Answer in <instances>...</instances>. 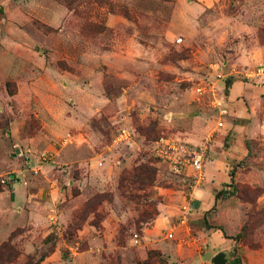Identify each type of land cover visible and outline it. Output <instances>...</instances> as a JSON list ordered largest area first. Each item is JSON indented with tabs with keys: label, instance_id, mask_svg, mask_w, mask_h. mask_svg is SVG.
<instances>
[{
	"label": "rangeland",
	"instance_id": "374dc122",
	"mask_svg": "<svg viewBox=\"0 0 264 264\" xmlns=\"http://www.w3.org/2000/svg\"><path fill=\"white\" fill-rule=\"evenodd\" d=\"M263 85L264 0H0V264H264Z\"/></svg>",
	"mask_w": 264,
	"mask_h": 264
},
{
	"label": "built area",
	"instance_id": "2783aa9c",
	"mask_svg": "<svg viewBox=\"0 0 264 264\" xmlns=\"http://www.w3.org/2000/svg\"><path fill=\"white\" fill-rule=\"evenodd\" d=\"M261 71V69H256L252 75L258 76ZM221 112L224 113V111ZM121 138H127V134L124 131L118 134V140ZM206 153L205 144L192 147L166 138H159L154 141L152 149L154 159L165 164L176 174H191L196 182L202 180V168ZM166 237L171 238L172 234L168 233Z\"/></svg>",
	"mask_w": 264,
	"mask_h": 264
},
{
	"label": "water",
	"instance_id": "95a60500",
	"mask_svg": "<svg viewBox=\"0 0 264 264\" xmlns=\"http://www.w3.org/2000/svg\"><path fill=\"white\" fill-rule=\"evenodd\" d=\"M224 257L222 253L216 254L214 257L211 258L212 264H224Z\"/></svg>",
	"mask_w": 264,
	"mask_h": 264
},
{
	"label": "crops",
	"instance_id": "0c3cea01",
	"mask_svg": "<svg viewBox=\"0 0 264 264\" xmlns=\"http://www.w3.org/2000/svg\"><path fill=\"white\" fill-rule=\"evenodd\" d=\"M236 88H237L236 85H233V86L231 87V91L234 92V91L236 90ZM259 90L264 91V85H263V86H260V87H259ZM209 172H210V171H209ZM192 194H193V193H192Z\"/></svg>",
	"mask_w": 264,
	"mask_h": 264
},
{
	"label": "trees",
	"instance_id": "16d2710c",
	"mask_svg": "<svg viewBox=\"0 0 264 264\" xmlns=\"http://www.w3.org/2000/svg\"><path fill=\"white\" fill-rule=\"evenodd\" d=\"M229 84H228V82L226 83V86H228ZM147 170H149V169H147ZM150 172V171H149ZM45 257V255L43 254V255H41L40 257H39V260H42L43 258ZM238 264V263H237Z\"/></svg>",
	"mask_w": 264,
	"mask_h": 264
}]
</instances>
